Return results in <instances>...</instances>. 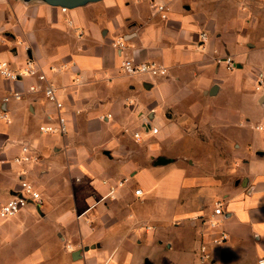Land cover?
Segmentation results:
<instances>
[{
	"label": "crops",
	"instance_id": "obj_1",
	"mask_svg": "<svg viewBox=\"0 0 264 264\" xmlns=\"http://www.w3.org/2000/svg\"><path fill=\"white\" fill-rule=\"evenodd\" d=\"M152 1L168 6L167 18ZM0 38V60L14 69L39 59L69 129L40 130L59 111L42 87L29 90L42 84L36 77L0 74V198L21 194L26 180L44 199L0 217V264H201L209 229L197 217L218 200L229 239L205 264H259L264 0H98L66 10L0 0ZM120 38L123 50L113 44ZM124 57L157 61L168 74L127 75ZM23 144L38 163L13 161Z\"/></svg>",
	"mask_w": 264,
	"mask_h": 264
},
{
	"label": "built area",
	"instance_id": "obj_2",
	"mask_svg": "<svg viewBox=\"0 0 264 264\" xmlns=\"http://www.w3.org/2000/svg\"><path fill=\"white\" fill-rule=\"evenodd\" d=\"M151 7L159 12L163 18H167L168 6L164 3L158 1H152ZM63 10L67 8L62 7ZM208 38L206 32L201 33V40L205 41ZM1 41V38H0ZM114 46L120 48L121 50L127 47V44L123 38L116 40ZM218 63L225 62L227 67L232 69L235 66L234 59L231 56L227 57H218L216 58ZM66 65H61V69L65 68ZM51 69H56L51 67ZM120 69L123 73L127 75H147L149 77H160L168 74V69L162 63L157 61H143L137 62L133 58L124 57L120 63ZM0 74L10 80L18 81L25 77H36L42 84L33 83L29 86V90L36 92L41 87L45 91L47 99L54 103L56 108L59 111L57 117V123H47L40 126V130L44 133L49 134H60L66 135L69 131L67 125V119L62 113L64 107L63 102L59 99V89L49 81L46 71L44 70L39 59L33 56L27 57L24 64L19 69H14L10 62L7 60H0ZM257 84L258 89L264 85V69H262L257 75ZM14 96L19 98L21 94L19 92H14ZM9 97H5V101H8ZM76 114H82L83 110L77 108ZM7 118V115H4ZM112 117L111 113L102 114L100 119H109ZM153 132H158V128L154 127ZM140 133L136 132L135 137H139ZM16 163H26V164H36L39 162V156L34 151V148L29 144H23L21 148V153L17 155L14 159ZM2 159L0 157V163ZM22 192L19 195L12 196L7 200L0 198V217H13L21 209L26 207L29 202H34L38 205L44 203L43 196L41 192L30 182L22 180L21 182ZM113 192V190H112ZM137 195L143 194L141 188L135 190ZM198 221H201L202 224H205L209 229V238L202 239L199 243L197 249L198 261L201 264L210 263L213 260L212 248L214 246L223 245L229 239V234L224 229L223 223L225 220V210L224 205L221 200L215 202L214 207L209 215H200L197 217ZM69 248H72L71 245H68ZM259 264H264V255L259 258Z\"/></svg>",
	"mask_w": 264,
	"mask_h": 264
},
{
	"label": "water",
	"instance_id": "obj_3",
	"mask_svg": "<svg viewBox=\"0 0 264 264\" xmlns=\"http://www.w3.org/2000/svg\"><path fill=\"white\" fill-rule=\"evenodd\" d=\"M26 2L31 1V0H24ZM50 5L53 6H60V7H65V8H74L80 5H84V4H88L90 2H94V1H98V0H42ZM215 89H217V86L214 87ZM214 94V93H211ZM145 126L150 127L151 123H144ZM170 159L165 158V157H160L159 159H157L156 163L157 164H165L167 162H169ZM86 249H88V247H86ZM78 257H80V251H75L73 253V258L74 259H78Z\"/></svg>",
	"mask_w": 264,
	"mask_h": 264
},
{
	"label": "rangeland",
	"instance_id": "obj_4",
	"mask_svg": "<svg viewBox=\"0 0 264 264\" xmlns=\"http://www.w3.org/2000/svg\"><path fill=\"white\" fill-rule=\"evenodd\" d=\"M186 161H187V160H186ZM199 163H202L201 168L203 169V163H204V161H203V160H199Z\"/></svg>",
	"mask_w": 264,
	"mask_h": 264
}]
</instances>
